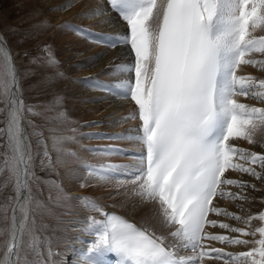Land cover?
<instances>
[{
    "label": "snow or ice",
    "instance_id": "1",
    "mask_svg": "<svg viewBox=\"0 0 264 264\" xmlns=\"http://www.w3.org/2000/svg\"><path fill=\"white\" fill-rule=\"evenodd\" d=\"M71 6L70 3L61 5L56 10ZM110 12L116 13L126 24V33H104L100 34L101 38L93 39L89 30L69 22L58 27L106 48L130 46L134 60L115 66L118 73L131 74L128 78L113 83L102 82L98 77H84L82 81L92 90L134 102L136 111L114 123L125 120L140 123L127 134L90 133L88 136L137 141L142 150L135 156L137 163L133 165L92 164L74 152L66 154L78 160L86 174L97 181L121 175L131 177L130 181L121 183H131L136 196L144 202L155 203L161 227L174 230L169 231L168 237L157 235L116 213L106 212L97 198L72 197L57 185L55 199L63 200L62 207L71 210L75 199L87 213L75 223L79 231L92 240L87 247H81L76 264H202L205 257L223 259L224 264H264V226L249 233L209 219L210 213L245 223L251 219L213 206L217 196L248 199L222 186L256 188L246 181L228 178L225 174L229 170L264 181V153L229 142L242 138L250 144L256 143L253 133L258 124H264V107L235 99L238 95H251L264 102V79L237 75L241 65H252L264 71V59L245 58L252 53L264 54V36L254 37L250 33V29L264 27V0H107V7H97L85 15L89 18L106 16L109 19L103 22L110 23ZM36 27L43 30L50 25L44 20ZM42 50L46 53L43 63L56 69L54 78L67 79V74L59 70L60 61L51 45H43ZM36 62L34 58L33 63ZM0 88L7 90V111L4 127L0 128L5 150L0 175L7 170L2 185L11 188L7 205L0 206L3 210L0 219L4 221V226L0 227V237H3L0 264H54L51 241L40 235L36 219L37 214L51 209L33 191L34 180L39 178L32 171V146L23 124L25 105L19 75L2 35ZM63 99L58 95L53 103H62ZM27 111L33 109L27 108ZM57 118H66V114L60 112ZM99 123L102 121H93L91 125ZM87 150L107 156L122 151L115 146ZM42 155L48 156L46 145ZM85 186L81 183V187ZM92 213H99L103 219ZM258 219L264 221V212L258 214ZM206 226H219L242 235L258 233L260 238L248 241L208 233ZM169 237L170 243H166ZM76 240L84 244L81 237ZM206 240L234 245L252 243L258 247L231 253L208 248L204 244ZM45 244L47 250L42 251ZM180 250H187L191 255H181ZM112 253L118 259L108 258Z\"/></svg>",
    "mask_w": 264,
    "mask_h": 264
},
{
    "label": "bare ground",
    "instance_id": "2",
    "mask_svg": "<svg viewBox=\"0 0 264 264\" xmlns=\"http://www.w3.org/2000/svg\"><path fill=\"white\" fill-rule=\"evenodd\" d=\"M33 1L36 6L40 8L39 14L44 20H47L50 25V27L46 29H40L39 32L34 35V39L35 37H39L41 38L40 42H43L46 39V35H52V47L55 56L60 61L59 66L68 77L67 79H55L56 86L63 91V101H66L64 107L67 109L66 118H61L60 122L57 124L49 125V130L46 131L49 135V179L43 178L45 168L41 166L45 165L46 161L39 157L38 172L35 176L39 179L34 180L33 187L35 195L41 201H44V203H46L51 209L48 213L36 215L38 229L39 231L42 229L44 232V235L41 232L43 235L42 237L45 240L51 241V249L53 252L51 260L54 261V264H66L65 260L59 261V257L63 253H65V257H67L68 254H71V257L76 260L80 254L81 247H83L84 244H90L92 240V237L82 234L79 231V225L75 223L87 215V213L77 205L75 199L71 202L73 205L71 210L62 207L61 205L64 203L63 200L55 199L58 195L57 185L62 187L63 190L69 193L72 197H95L99 200L106 212L107 210H117L116 212L120 211L123 214H126L125 216L127 218L135 220L141 225L152 228L159 234L168 237L169 231L174 229H165L161 227L157 205L152 202H144L136 196L131 183H121V181H130L131 177L121 175L116 179L97 181L86 174L85 169L78 160L66 154L74 152L79 157H82L85 162L92 164L111 162L114 164L133 165L137 163L135 156L140 154L142 150V146L139 142L97 137L89 138L88 136L90 133H103L105 136H110L115 133L127 134L129 133V130L137 128L140 123L138 120H125L118 124L114 123V121L121 120L122 117L129 116L136 111V105L134 102L130 99L117 98L105 91L92 90L89 87L86 88V84L82 81V78L84 77H98L102 82L109 81L110 83H113L128 78L131 74L118 73L115 70V66L131 63L134 60V52L131 51L129 45H120L116 48H106L103 44L90 43L88 39L77 35L74 31L64 30L58 27L59 25H64L66 22H69L73 26H79L89 30V35L92 36L93 39H97L101 38L100 34L104 33H126V24L120 20L116 13L110 12V23L103 22L109 19L106 16H94L89 18L85 15V13H88L90 10L97 7H107V0ZM69 3L72 6L66 10H56L58 6ZM84 25L86 27H84ZM260 30H262L260 32L263 34L264 27H261ZM0 35H2L11 51L12 59L19 75L20 94L24 101L22 80L19 71V64L15 58L16 55L13 54L8 45L7 37L1 29ZM104 53H106V55H104ZM251 69L252 68L249 66H244L240 70V73H253L251 72ZM258 73L261 77L264 76V71L260 70ZM73 78L76 79L74 80ZM7 80L8 78L5 77V83H7ZM1 96L4 100L7 99L6 89L1 88ZM250 97L251 95L248 97L238 95L235 99H237L238 102L250 106L264 107V102L257 99H251ZM93 121H102V123H99L98 126H92L91 122ZM23 124L26 125L24 119ZM26 130L28 139L31 143L27 127ZM57 130H60L61 134H67V138H72L71 140L61 139V142L58 144L60 147L58 148L53 147L51 140L53 134L57 133ZM253 138L256 143L250 144L247 140L242 138L235 140L230 139L229 142L241 148L244 146H252L257 150L264 149V147L261 146L264 144V124H258L257 129L253 133ZM106 146H115L122 151L118 154L107 156L93 154L87 150L90 148ZM33 151L34 149L32 147V152ZM259 151L264 152V150ZM41 161H43V164H41ZM225 175L228 178H240V174L237 171L229 170ZM35 181L38 182V186L35 185ZM81 183H84L87 186L81 187ZM42 185H44V187H42ZM258 186L264 188V181H261L260 183L258 182ZM223 187H226L227 190L235 193H237L236 189L241 191V188L235 186ZM43 188H45V190ZM48 191L49 196L45 197L44 194L46 195V192ZM243 191L245 190L242 189V192ZM253 191L254 193H252V196H255L254 200L234 201L233 199H224L221 201L223 209H226L227 211L231 210L235 213L239 212L240 215H245L247 217L254 214L257 209V204L263 205L258 199L261 196L263 198L264 192L263 195H260L262 190ZM9 195H11L10 187L9 189H6L4 196L8 197ZM50 196L52 197L51 199L49 198ZM215 199V202H217V200L219 202V197H216ZM113 202L116 203L115 206H112ZM92 214L98 219H103V216L99 213ZM220 218V222L222 223L230 221L228 216L221 215ZM40 219H43L44 226L39 222ZM235 223L238 224L241 222L237 220L234 224ZM241 224L245 225L243 223ZM0 225H2V223ZM0 227H3V225ZM216 234L222 235V231L218 230ZM78 236L84 241L83 245L76 240V237ZM167 240L170 241L171 238L169 237ZM47 247L48 245L45 244L42 251H46ZM233 249L241 250L243 248L234 246ZM55 250H58V252L56 253ZM108 258H111L109 254ZM205 261L208 263L213 262L211 259H205ZM73 264H76V262ZM217 264H224V262L217 261Z\"/></svg>",
    "mask_w": 264,
    "mask_h": 264
},
{
    "label": "rangeland",
    "instance_id": "3",
    "mask_svg": "<svg viewBox=\"0 0 264 264\" xmlns=\"http://www.w3.org/2000/svg\"><path fill=\"white\" fill-rule=\"evenodd\" d=\"M39 9L40 8L36 6L33 0H0V29L6 35L8 45L10 46L13 54L16 55L15 58L19 64V71L22 80V93L25 101L24 122L26 121L25 123H27L29 137L34 149V151L32 152V171L35 172L36 176V173L38 172V162L40 157L41 159L46 161V164L41 166L45 168L44 177L42 175L41 176L43 178L49 179V135L46 131L49 130V125L57 124L60 122L61 118H57L58 114L60 112H64L66 114L67 108L64 107L66 101H62V103H59L60 105L58 104V106L57 104L53 103V98L58 95L62 96L63 91L56 86V78H54L56 69L46 66L43 63L42 59L46 56V53L42 50L43 45L48 44L52 47L53 37L52 35L48 34L46 35V39L43 42H40L41 38L39 37H35L34 39V35L40 30L36 26L44 20V18L39 14ZM260 31L262 30H255V33H262ZM26 52L28 53L27 55H25ZM34 58H37L36 63H33ZM59 70L63 71L60 66ZM250 98L253 99L252 96ZM4 108L5 105L0 94V109L4 110ZM27 108H32L33 111L28 112ZM3 113L4 111H0V128H2ZM36 133H42V135L38 136L36 135ZM57 133H55L56 135L53 134L52 138L50 137L53 143V147L56 148L60 147L58 146V144L59 142H61V139L64 140L68 137L67 134H61L60 130H57ZM3 140V136L0 135V166H2L4 160V148L2 147L4 143ZM41 140L43 141V143L38 144V141ZM45 145L47 146L48 151L47 157L42 155L43 151L45 150ZM256 167L258 171H261L258 166ZM7 174V170H5L3 174L0 175V206L7 204V197L4 196L6 188H4L2 185L3 179L5 176H7ZM251 178L256 180L254 181L250 179V181L255 182L256 188H248L246 190L247 195L251 196L247 199L249 201L255 199V196H252V193H254L253 190H262V192H260V195H263L264 192V188L258 186V182L260 183L261 180L259 181L252 176ZM35 185L38 186V182L35 181ZM42 187H44V185H42ZM43 189L45 190V188ZM3 196L5 197V199ZM44 196L48 197L49 191L46 192V195L44 194ZM258 200L261 201L264 205V196L263 198L261 196ZM44 204L46 205V203ZM115 205L116 203L113 202L112 206ZM263 205L257 204L255 213H260V211L264 209ZM8 209L7 213L10 216L11 208L9 207ZM0 212V216H2L3 210L0 209ZM262 212H264V210ZM42 220L43 219H40L39 222L44 226V222ZM0 222L4 226V221L2 219H0ZM256 223H258V227L264 226V221H260L258 217L256 219ZM41 230L39 231V233L41 234L42 232L44 235L43 230ZM43 235L41 234V236ZM0 239H3V237H0ZM68 255L71 257V254ZM60 260H66L65 253L61 254V256L59 257V261ZM73 260L74 262H76L74 258Z\"/></svg>",
    "mask_w": 264,
    "mask_h": 264
}]
</instances>
